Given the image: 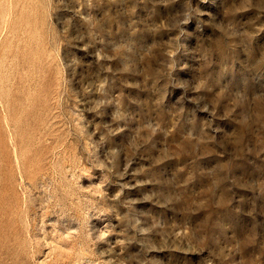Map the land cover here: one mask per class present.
Wrapping results in <instances>:
<instances>
[{
    "label": "rangeland",
    "instance_id": "obj_1",
    "mask_svg": "<svg viewBox=\"0 0 264 264\" xmlns=\"http://www.w3.org/2000/svg\"><path fill=\"white\" fill-rule=\"evenodd\" d=\"M0 264H264V0H0Z\"/></svg>",
    "mask_w": 264,
    "mask_h": 264
}]
</instances>
